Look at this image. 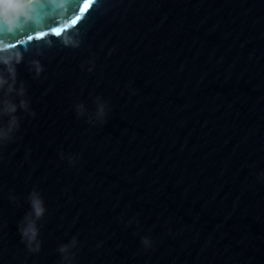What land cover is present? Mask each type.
Masks as SVG:
<instances>
[{
	"label": "water",
	"instance_id": "obj_1",
	"mask_svg": "<svg viewBox=\"0 0 264 264\" xmlns=\"http://www.w3.org/2000/svg\"><path fill=\"white\" fill-rule=\"evenodd\" d=\"M37 9L0 30V264H264V0Z\"/></svg>",
	"mask_w": 264,
	"mask_h": 264
},
{
	"label": "clouds",
	"instance_id": "obj_2",
	"mask_svg": "<svg viewBox=\"0 0 264 264\" xmlns=\"http://www.w3.org/2000/svg\"><path fill=\"white\" fill-rule=\"evenodd\" d=\"M40 0H0V30L7 28L8 31H15L23 25L24 22L30 21L34 18L37 12V5ZM10 51L5 49H0V53ZM13 59L16 63L20 62V57L16 56L15 58L11 56H3L0 59V63L8 66V71L12 75L13 79L15 78V68L12 66ZM36 71L39 73L42 69L37 65ZM8 84V80L0 75V90ZM9 92L13 91L12 87L8 88ZM23 94V90H21ZM3 113L14 114L17 111V105L12 101L4 102ZM21 106L27 108V104L21 102ZM11 123L15 125L16 119L13 115ZM31 205L34 210L36 217H40L43 214L42 201L33 194L31 199ZM22 237L29 243L31 246L32 243L36 241L38 230L33 222H29L26 227L21 229Z\"/></svg>",
	"mask_w": 264,
	"mask_h": 264
},
{
	"label": "snow or ice",
	"instance_id": "obj_3",
	"mask_svg": "<svg viewBox=\"0 0 264 264\" xmlns=\"http://www.w3.org/2000/svg\"><path fill=\"white\" fill-rule=\"evenodd\" d=\"M87 7V6H86Z\"/></svg>",
	"mask_w": 264,
	"mask_h": 264
}]
</instances>
